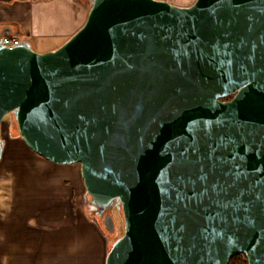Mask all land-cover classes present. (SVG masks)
Wrapping results in <instances>:
<instances>
[{"label":"water","instance_id":"1","mask_svg":"<svg viewBox=\"0 0 264 264\" xmlns=\"http://www.w3.org/2000/svg\"><path fill=\"white\" fill-rule=\"evenodd\" d=\"M89 3L55 50L0 39V160L10 114L80 164L94 221L122 217L105 264H264V0Z\"/></svg>","mask_w":264,"mask_h":264},{"label":"crops","instance_id":"2","mask_svg":"<svg viewBox=\"0 0 264 264\" xmlns=\"http://www.w3.org/2000/svg\"><path fill=\"white\" fill-rule=\"evenodd\" d=\"M89 10V0H0V37L52 51L84 25ZM7 131L1 126L0 264H105L117 224L110 212L94 221L80 169L39 156L12 136L11 124Z\"/></svg>","mask_w":264,"mask_h":264},{"label":"rangeland","instance_id":"3","mask_svg":"<svg viewBox=\"0 0 264 264\" xmlns=\"http://www.w3.org/2000/svg\"><path fill=\"white\" fill-rule=\"evenodd\" d=\"M169 3L171 4H174V5H177V6H190L192 5L196 0H167ZM41 46H39L38 48V52H41ZM12 121V117L10 114L6 115L4 117V121L2 123V130L4 132V135L5 136H8V126L9 124L11 123ZM13 128L15 129L16 133H17V129H16V126L15 124L13 123L12 124ZM76 168L80 169V164L76 163L74 164ZM6 186L5 185H1L0 188H5ZM0 203H2V200L0 198ZM88 210H90V208L87 206ZM112 217L114 219V221L116 222L117 224V229H118V237L121 236L124 232V227H123V221H122V217L118 214V212L114 211V213H112Z\"/></svg>","mask_w":264,"mask_h":264},{"label":"built area","instance_id":"4","mask_svg":"<svg viewBox=\"0 0 264 264\" xmlns=\"http://www.w3.org/2000/svg\"><path fill=\"white\" fill-rule=\"evenodd\" d=\"M1 39V44L8 48H12L16 45H18L21 41V39L17 36H2L0 37Z\"/></svg>","mask_w":264,"mask_h":264},{"label":"trees","instance_id":"5","mask_svg":"<svg viewBox=\"0 0 264 264\" xmlns=\"http://www.w3.org/2000/svg\"><path fill=\"white\" fill-rule=\"evenodd\" d=\"M229 98H231V96L226 97V98H224V99L227 100V99H229ZM111 242H112V241H111ZM111 244H112V243H111ZM111 244H110V246H111ZM228 264H248V261H247L246 256H245L244 254H238V255L233 256V257L229 260Z\"/></svg>","mask_w":264,"mask_h":264},{"label":"flooded vegetation","instance_id":"6","mask_svg":"<svg viewBox=\"0 0 264 264\" xmlns=\"http://www.w3.org/2000/svg\"><path fill=\"white\" fill-rule=\"evenodd\" d=\"M114 211H116V209L115 208H113V211H108V213L110 212L111 213V215H112V213H114ZM117 212V211H116ZM107 215V214H106Z\"/></svg>","mask_w":264,"mask_h":264}]
</instances>
